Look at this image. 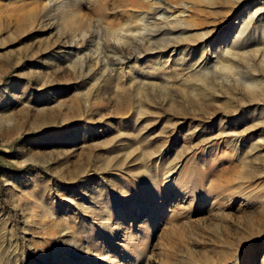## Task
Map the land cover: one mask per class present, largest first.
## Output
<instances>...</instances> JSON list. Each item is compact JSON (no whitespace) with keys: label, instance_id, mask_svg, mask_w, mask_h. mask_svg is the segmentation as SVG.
Wrapping results in <instances>:
<instances>
[{"label":"rangeland","instance_id":"obj_1","mask_svg":"<svg viewBox=\"0 0 264 264\" xmlns=\"http://www.w3.org/2000/svg\"><path fill=\"white\" fill-rule=\"evenodd\" d=\"M146 1L0 0V264H264V0Z\"/></svg>","mask_w":264,"mask_h":264},{"label":"bare ground","instance_id":"obj_2","mask_svg":"<svg viewBox=\"0 0 264 264\" xmlns=\"http://www.w3.org/2000/svg\"><path fill=\"white\" fill-rule=\"evenodd\" d=\"M146 2L149 3L148 4L149 5L148 9L151 10L152 16H155V15H159L160 16V15H162L165 12V10H163L162 8H157L156 7V2L154 0H151V1L147 0ZM162 2L165 5V3H164L165 0H163ZM147 14H148L147 11H143L142 10V11H140V12L137 13V19L143 22V25H144L143 29H144V31L145 32H150L151 31L150 26L152 24L147 21L148 20ZM230 32H231V28H230V31H228L227 34L225 35V38L223 37L224 38L223 41L221 43H219V45H218V46L224 45V47H222V53H221V55H219L220 57L217 58L218 62L220 63L219 68L221 70H224L226 73H228V75L229 74L230 75H232V74H234V75L235 74L236 75L239 74L240 71L242 70V69H239V68H241L239 66L241 64V62L240 63L238 62L239 59L236 61L235 60L236 57H240V58L244 59V61L245 60L249 61L250 58L252 59V61H254L255 58L259 59V61H261V62L264 61V30L262 31V34H261L260 38H258L252 44H246L245 46H243V47H241L239 49H235V47H234V45L237 43V39H241V41H244V38H245V39H247L246 42L248 43L249 40H250L247 37L248 36V32L247 33L242 32L243 33L242 34L243 36H240L241 34H240V31H239V34L240 35L237 34V36H236V32H238V31L235 30V31H232V36L229 37V33ZM141 38L142 39H145L147 42H149L152 37L151 36H148V35H145L144 33H142L141 34ZM232 38H233V40H232L231 43L225 44L226 42L230 41ZM87 41H89V40H87ZM87 41H86V39L84 40V38H82V41L80 42V47L76 48V53H78L79 51L81 52V50H83L86 47V44H87L86 42ZM112 46L115 47L116 44L115 43H113V44L111 43V46L110 47H112ZM87 47H89V46H87ZM118 49H119V47H118ZM119 52H121V51H119ZM112 54L113 55H110V56L109 55H106V57L104 55V57L108 59L107 61H110L112 63V65H114L115 63L120 64L123 61H127L128 60V57H130V56L131 57H135L136 56V52L135 51H133L132 53H128L129 55L128 54H126V55L125 54H120V53H118L117 55H115V50H112ZM234 56H236V57L234 58ZM93 58H94L93 60L97 64V61H98L99 57L98 56H94ZM103 61L104 60H102V63H103ZM90 62H89V64H90ZM111 67L113 68V66H111ZM257 80H258V78L256 76H254V77H247V78H244V80H242V82L240 84L243 86V88L245 90H247V91H254L255 88L257 86H259V84H260L259 82H257ZM246 103H248V104H246ZM239 106H241L242 108H244V106H245V107H247L246 110L248 109V110L253 111L254 114H251V115H254V117H257V116L258 117H264V97H263V102L261 104L254 103V104H251L250 105L248 101L247 102L245 101V102H241V104H239ZM238 108H239V110H241L240 107H238Z\"/></svg>","mask_w":264,"mask_h":264}]
</instances>
